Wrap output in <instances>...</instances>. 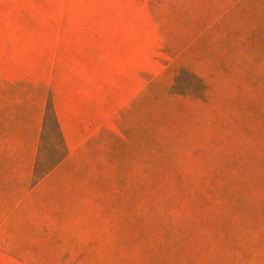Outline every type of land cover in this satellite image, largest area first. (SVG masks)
Returning <instances> with one entry per match:
<instances>
[{"label": "rangeland", "instance_id": "obj_1", "mask_svg": "<svg viewBox=\"0 0 264 264\" xmlns=\"http://www.w3.org/2000/svg\"><path fill=\"white\" fill-rule=\"evenodd\" d=\"M0 264H264V0H0Z\"/></svg>", "mask_w": 264, "mask_h": 264}]
</instances>
